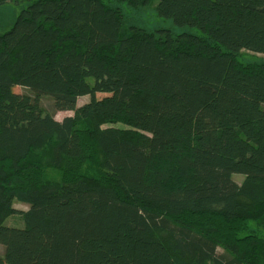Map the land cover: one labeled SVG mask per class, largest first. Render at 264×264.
<instances>
[{
	"label": "trees",
	"instance_id": "trees-1",
	"mask_svg": "<svg viewBox=\"0 0 264 264\" xmlns=\"http://www.w3.org/2000/svg\"><path fill=\"white\" fill-rule=\"evenodd\" d=\"M155 1L0 0L20 7L0 30L8 264H264V61L241 59L264 54V0H158L168 27L126 24ZM41 95L90 99L57 120Z\"/></svg>",
	"mask_w": 264,
	"mask_h": 264
},
{
	"label": "rangeland",
	"instance_id": "rangeland-1",
	"mask_svg": "<svg viewBox=\"0 0 264 264\" xmlns=\"http://www.w3.org/2000/svg\"><path fill=\"white\" fill-rule=\"evenodd\" d=\"M23 5V4H22ZM21 5V6H22ZM20 7L15 5L13 2H8L5 5L0 7V30H6L12 24L14 18L19 12ZM124 13L126 16V24L127 25H134L139 27H145L148 29H156L158 27H168L165 24H170L168 20V13L169 10L167 7L160 1H155L151 5L140 8L138 10H131L127 7H123ZM183 16L180 18V21L183 22ZM243 61H264V54L250 52V51H243V56H241ZM13 91L18 94H30L29 89L27 87L14 85L12 87ZM31 95V94H30ZM106 95L105 93H97L96 97H102ZM33 96V95H31ZM90 99L89 95L79 96L74 101H69L60 98H53L51 96L41 95L38 97V102L41 106L46 108L47 110H52L54 112L55 119L61 120L65 116L73 115L74 111L81 105L87 103ZM243 176L240 174H234L233 179L240 183ZM123 195L127 200L130 199V195L126 188L123 187L122 189ZM33 207V205L19 201L17 198L13 200V213L8 218H6L3 222L5 226L9 227H23V219L22 214L29 208ZM0 256L6 258L8 256L15 257L21 260V256L18 252L5 247L0 243Z\"/></svg>",
	"mask_w": 264,
	"mask_h": 264
}]
</instances>
